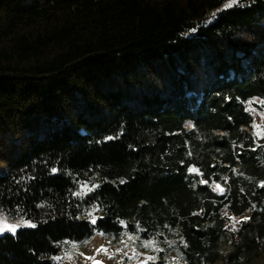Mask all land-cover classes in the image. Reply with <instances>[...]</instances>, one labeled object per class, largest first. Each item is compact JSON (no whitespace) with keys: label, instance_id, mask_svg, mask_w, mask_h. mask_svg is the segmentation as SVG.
I'll return each mask as SVG.
<instances>
[{"label":"trees","instance_id":"1","mask_svg":"<svg viewBox=\"0 0 264 264\" xmlns=\"http://www.w3.org/2000/svg\"><path fill=\"white\" fill-rule=\"evenodd\" d=\"M225 1L0 0V211L34 223L0 264L95 231L186 264L264 253V0ZM224 208L248 218L225 253Z\"/></svg>","mask_w":264,"mask_h":264},{"label":"rangeland","instance_id":"2","mask_svg":"<svg viewBox=\"0 0 264 264\" xmlns=\"http://www.w3.org/2000/svg\"><path fill=\"white\" fill-rule=\"evenodd\" d=\"M229 3L230 0H226L220 8ZM258 102L259 99L254 97L247 100L246 106L254 118L252 131L255 134L260 133L259 136H261L264 133V110L257 107ZM257 125L259 127H256ZM216 184L219 183L212 184L214 189ZM222 214L225 216L228 236L220 244V249L225 253L230 249V242L234 238L239 221L247 215L232 216L225 208L222 210ZM0 222L19 224L20 227L25 228L34 225L30 220L21 217H9L2 211H0ZM4 233L12 232L5 231L0 235ZM146 244L148 246H145ZM149 257H153V259H149ZM53 261L54 264H96V262H100V264H186L174 251L169 250L158 237L140 240L133 236H123L119 241L114 242L111 237L99 231H95L87 241L69 243L67 247H64L59 254L53 257ZM213 264L228 263L224 260H217ZM247 264H264V253Z\"/></svg>","mask_w":264,"mask_h":264},{"label":"snow or ice","instance_id":"3","mask_svg":"<svg viewBox=\"0 0 264 264\" xmlns=\"http://www.w3.org/2000/svg\"><path fill=\"white\" fill-rule=\"evenodd\" d=\"M238 3V0H230V3L225 5V7H232L234 4H237ZM256 127H259V125H257ZM257 135H260V133H257ZM107 139H112V137H107ZM53 172H56L57 170L54 168L52 169ZM189 172H194V173H198L199 172V169L195 168V167H190L188 169ZM202 183H208V181H201ZM121 183H123V181H121ZM82 187H87L86 185L82 186ZM215 189H218L219 191L223 192L224 189L219 185V184H216L215 185ZM245 220H247L248 218L245 217L244 218ZM93 223H95V219H93L92 221ZM34 227V225H32ZM20 227L19 224H7V223H3V222H0V233H3L5 231H11L12 233H15L16 232V229ZM150 243V242H149ZM145 246H148V244H146ZM101 250H104V249H101ZM149 259H153V257H149ZM96 264H100V262H96Z\"/></svg>","mask_w":264,"mask_h":264}]
</instances>
